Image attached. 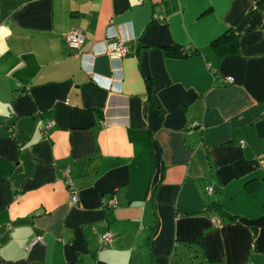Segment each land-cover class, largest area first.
<instances>
[{
    "label": "crops",
    "instance_id": "obj_1",
    "mask_svg": "<svg viewBox=\"0 0 264 264\" xmlns=\"http://www.w3.org/2000/svg\"><path fill=\"white\" fill-rule=\"evenodd\" d=\"M0 264H264V0H0Z\"/></svg>",
    "mask_w": 264,
    "mask_h": 264
},
{
    "label": "built area",
    "instance_id": "obj_2",
    "mask_svg": "<svg viewBox=\"0 0 264 264\" xmlns=\"http://www.w3.org/2000/svg\"><path fill=\"white\" fill-rule=\"evenodd\" d=\"M65 42L68 48L73 50H78L80 46L83 44L85 39V34L83 31L78 29H71L67 31L64 35ZM105 53L111 60H119L125 55L128 54V48L125 44L124 39H117L113 41H108L105 44ZM225 82H232V78L227 76L224 78ZM53 122L48 121L46 124L42 127L44 134H46V131L52 126ZM191 126H195V124H191ZM64 179L66 183V188L69 193V199L72 204H75L78 201L77 196V190L74 187L73 180L68 174V171L66 170L64 172ZM207 193H212L213 188L212 187H206ZM116 200L114 198H110L106 202H104L105 205L108 206H115ZM211 222L213 225H219L222 222L221 217H213L211 218ZM42 241V237L40 235L34 237L28 244L27 247L30 248L32 245H34L36 242ZM101 244L102 246H107L109 242L111 241V234L109 232H105L101 236Z\"/></svg>",
    "mask_w": 264,
    "mask_h": 264
},
{
    "label": "trees",
    "instance_id": "obj_3",
    "mask_svg": "<svg viewBox=\"0 0 264 264\" xmlns=\"http://www.w3.org/2000/svg\"><path fill=\"white\" fill-rule=\"evenodd\" d=\"M211 46L217 50L219 55L235 53L238 49L237 36L232 30H226L223 34L212 40ZM176 54L179 56H186L189 55L190 52L184 50L176 52Z\"/></svg>",
    "mask_w": 264,
    "mask_h": 264
}]
</instances>
